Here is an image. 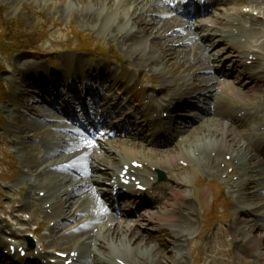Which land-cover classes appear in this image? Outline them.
I'll return each mask as SVG.
<instances>
[{"label":"bare ground","instance_id":"6f19581e","mask_svg":"<svg viewBox=\"0 0 264 264\" xmlns=\"http://www.w3.org/2000/svg\"><path fill=\"white\" fill-rule=\"evenodd\" d=\"M71 1H73V0H71ZM109 1H112L114 3L115 1L117 2L118 0H98L97 3H98V6L99 5L101 6V9H105V10H106V8H108V10L110 9L109 10L110 12L108 13V15L110 13H112V15H114V14L118 15V12H119L118 9L122 8V7L116 8L115 4L113 7L109 6V4H108ZM122 1L125 2L127 0H122ZM138 1L139 0H134V2L139 3ZM143 1H142V3H145V1L150 2V0H143ZM202 1L210 4L211 6L212 5H214V6L218 5L216 0H202ZM258 1H260V0H253L254 3H256ZM66 2H69V0H66ZM139 5H142V4L139 3ZM161 6H162V3L160 0H156L154 5L151 2L150 6H149L150 8L147 11H145V16H146L147 20H142V21H138V22H137V17H136L135 21H133L131 19L132 16L136 15L135 14L136 12L132 13L131 10L126 11L125 12V16H126L125 19L129 20V21H127V24L130 27L126 33H121V34L117 35V38L121 44L128 45V47L131 49L130 52L133 55L137 54V53H146V56H147V53L149 54L148 62L141 63L139 65V70H143L144 68H147V69H150V72L158 73L161 77V80H162L161 86L162 87L164 86L163 92H166L170 86H173V82L176 79H178L179 82L184 81L183 87H185L186 92H184V93L181 92L183 94H180V93L170 94L169 97L164 102V105H163L164 108H167L168 105L170 107V105L172 103H181V102L189 101L190 104L187 105V107L186 106L180 107L181 111L186 112L187 110L193 109L196 105L198 106V104L205 103L206 101L210 102L209 104H206L208 107L202 108L204 110L201 112L202 117L197 115V116H195L194 119H190V122H192L193 120H202L200 123L197 121L193 122V125L198 124V123L200 124V126H199L200 132L199 133L202 132L200 134V137L191 136V134L193 133L192 129L179 127L178 125H181V124L179 122H175V125H174L175 132L177 134H182V133L187 134L185 143H189L190 149L192 151V152L190 151L187 153L181 152V154H179L177 156V159L180 158L179 161H181V160H184L185 162L194 161L195 163L198 164L200 170L203 173L208 172V171L212 170V168L209 166L210 163L208 161L202 162L201 157L207 156V159L209 160L212 156V153L216 152L219 148H222L224 153L228 152L229 154L232 155L233 158H235L236 160H238L239 162H242V163L246 162L247 160H249V161L255 160V159L257 160V163L255 165H252L249 168V169H252V170H250V172H252V174H253V176L249 179V181H243L242 180L241 183H238L239 187L241 188V192L247 194L250 191H252V194H250L248 196L249 199L247 201L245 200L246 201L245 203H243L244 201L243 202L241 201L237 206V209H240L238 211L239 215L242 217H245L244 220L239 219V221L237 222V226L239 228L238 231L242 232V235L245 237V239H251L250 243L245 248L243 246H241L243 249L241 247H240L241 249H239L237 247V250L241 254L244 253L243 255H245V256L247 255V252L250 250V248L252 250H254L255 253L261 252L260 250H264L262 248L264 246L263 245L264 237L258 238L255 236L254 233L257 230L259 232H264V224H262V223L257 224L256 221L249 220V217L247 216V214H248L247 210L255 212L261 216H264V213H261V211H260V210H264V153L261 150H256L254 148L255 147L254 142L251 141L247 137L246 134L238 131L241 128L230 129V126L226 122L223 121V118L225 117V115L230 114L232 119L234 118V116L236 117L239 109H236V111H233L234 107L230 108L231 111H228L226 109H222L219 106L220 104H222V102H220L221 98H217L214 94H210L209 91H210L211 87H213L217 83L220 84L218 86V88L220 86L226 84V82H227L226 78L231 77V78H236V80L238 81L237 85H238V87H240V89L236 90L235 93L237 92V94H239L240 96H246V93L254 91L256 89L260 91V87L258 85H255L254 83L257 81L264 80V77L263 76L254 77L252 79V84L250 86L244 87L242 85V81H241V78L243 76L238 74V70H236V67H239L237 65L238 62L235 63V66L231 70V74H233V75L236 74L235 75L236 77L231 76L229 74H226V77H225L224 74H222L220 71L214 69V67L209 65V61L213 60V63H217L222 57H220V56L215 57V56L211 55L212 56L211 59L207 60L204 58H208L209 53H211V48H209V49L204 48L202 45H198L195 48V46L197 45V39H201V40L204 39V41L208 42V41H210V39H213V37L214 38L216 37L215 40H217L218 42H224L225 40L222 38V35H224V34H226V36L228 35L229 39H232L230 37V33H229V30L232 29L231 22L233 21L230 18V16H231L230 14L225 15V19H223L221 17H216L217 25L218 26L220 25L221 27H223V29L219 32L221 35V38H219L218 36H220V35H217V33H216V32H218L217 27H215L216 28L215 31L216 30L217 31L214 33L215 35H213V36L211 35L209 37L200 38L199 35L193 34V36H194L193 39H195V40L192 42V44H193L192 49H190L189 47H187L189 45V42L184 40L183 38L181 39L179 37V35H181L180 33L183 30H185L183 33H186V31H188V30L196 33L197 31L204 30V28L201 25H199L198 27H194L191 24L178 23L174 19H172V18L170 19V15H167V14H163V15L159 14V17H161V19H160L161 25H160V23L156 22L157 17H153L152 14H153V12H156L157 9H159ZM116 15H114V16H116ZM262 15H264V14H262ZM150 17H152V18H150ZM149 18H150V20H149ZM255 25H257V24H255ZM258 25H260V24H258ZM256 29L257 28H255L251 32L250 31L249 32L252 33ZM256 32H257V30L255 31V33ZM257 34H259V33L257 32ZM244 36H246V35H244ZM148 37H150L148 39L149 41H147ZM173 37L178 39V42L176 44H174V42L171 40V38H173ZM239 39H241V38H237L235 40L239 41ZM145 43H147V44L151 43V48L147 49V47H145ZM262 46L264 47L263 44L261 45V47ZM261 47H260V49H261ZM237 49L241 50V51L244 50V49H239V48H237ZM200 54H202V55L205 54V56H203L204 58L201 57ZM137 59H142V56L138 55ZM206 60H207V62H206L207 65L205 66L204 63ZM229 62L233 63L232 59H230ZM79 63H80V65H78L79 70L83 71L85 74L86 67L83 68L82 62H78V64ZM196 65H198V67H195ZM174 67H177V69H178L176 71L177 74L181 73V71H184L187 75H184L181 73L182 75L180 76V78L173 76L169 79L168 76L173 75L175 73ZM97 70L99 71V68H97ZM260 70H262V69H260ZM255 72L256 71L252 72V74L255 75ZM71 75L73 77H70L68 79L69 80L68 83H69V85L74 86L76 82L74 80V74L72 73V71H71ZM26 76L27 77L24 78V80H27L29 83L31 82L30 85H33L35 87V84L33 82L34 78L32 76H30L29 74H27ZM125 76L124 75L121 76V80L119 82V85H120V83H123L126 80ZM191 78L194 80L193 82H191V80H190ZM44 80L45 81L41 82V86L47 87V84L49 83L48 77L46 76L44 78ZM64 83H65V81H64ZM228 83H230V82H228ZM63 86H64V84H63ZM235 93H234V95H235ZM146 95L147 94H145V91H143L142 93H136V96L138 99H142ZM188 95H190V96L187 98ZM62 96L66 97V98H67V96H69V97H72L74 99V101H78V98L76 96H74V89H72V88H70L67 95H63L59 89V94L55 97V100L58 102V100H61ZM49 97L53 98V96H49ZM149 99H150L149 105L146 107H143V110L147 113L148 111H150L151 108H153V111L151 113H149L150 116L152 114L159 113L157 111L158 107H155V105H154L155 104L154 102L156 100L155 96H151ZM65 104L69 107L72 104V102L70 103V101L68 99H66ZM74 104L76 105L75 107L78 110L82 109L80 106L81 104H79V103H74ZM93 104H95L93 99H90L89 101H87L88 106H91ZM77 105H79V106H77ZM105 106L107 107V104H105ZM110 113H111L110 109L106 108V114L111 115ZM55 118L56 117L52 116L51 113H47L45 115V119L47 121L49 120V122L50 121L60 122V120L58 118H56V119ZM129 118L131 119L132 115H130ZM184 123L187 124V122H184ZM86 125H88V124H86ZM83 126H85V125H83ZM44 128L45 129L49 128L50 131H53L57 127L55 126V123L48 124V125L46 124V125L40 127L38 131H41ZM133 131H135V129ZM232 131H234V133H232ZM237 133H240L243 135L242 136L243 138L239 139L238 141L234 140L235 139L234 135ZM201 135L203 136L202 138H201ZM126 136L129 138H132V139H136L141 143L151 144L154 142V141L151 142L150 139L144 137V134L134 133L133 136H129L128 134H126ZM65 139H66V137L60 138L61 141L62 140L64 141ZM190 139H191V142H189ZM85 142H86L85 140L84 141H81V140L76 141V143H83V145L81 146L82 148L88 147V144ZM141 143L139 145H141ZM241 143H242V145H241ZM126 144H127L126 141H123L122 146H120L118 152L116 153V155L119 156L120 162H123L122 163L123 165H125V164H127L133 160H136L135 159L136 158V152L134 151V149H130L129 147H127ZM76 145H79V144H76ZM76 145H74L70 149H66V152L74 151ZM161 145H164V147H166V144H159V146H161ZM22 147H23V151H24L23 154L24 155L27 154L25 152V150H26V148H29V146L26 145L25 142H23ZM81 147H79L78 149H80ZM104 153H108V151L105 150ZM196 153L200 154L199 158L196 157ZM95 154H96L95 151L92 153L91 149H89V152L87 153V155L80 156V157L74 156V158H71V156H70L68 158V160L70 159L69 163L71 164L72 162H74L73 166L77 167V172L75 170H70L69 165L63 164V160L57 162L56 164L44 163L43 166H46L49 168L51 167L52 169H54L58 172H65V173H70L73 175L71 179H68L67 177H60V176L55 177L53 180L45 179V176H47L50 173V169H49L42 178L43 183L40 184L37 181L38 184L41 185V188H42V189H39V191L40 192L44 191L43 189H45V191H47V197H46V201L44 202V204H48L51 201L59 202L62 199L77 201L76 204H79L78 200L83 199L82 208H85L86 211L88 209L93 210V211L88 210L91 213L88 216L93 215V214H99L101 211H104V210H109L111 205L110 204L107 205L105 203L100 202V201L104 200V196L99 191H97L96 188H94V185H96V182L91 177L89 179L84 180V181L83 180L78 181L79 176L89 177V175H90V172H89L90 167L88 164L89 160L92 162L93 166H95V165L98 166V170L102 167H106L108 170L111 169V165L109 163L110 160H108L105 165H102V162H104L105 160L100 161L99 158L94 157ZM26 158H28V157H26ZM49 158H50V154H49ZM147 158H149V157H147ZM147 158L144 157L143 162L148 163V165L150 167L157 168V170L167 168L168 165L169 164L172 165L174 160H175V157H174V158H172L173 159L172 163L168 162L166 160L159 161V162H153V160L149 158L151 160V162H149L147 160ZM71 159H72V161H71ZM28 160L30 163L29 158H28ZM79 163H82V164L85 163V165L83 167H79L78 166ZM27 167H29V166H27ZM27 167H25V168H27ZM32 170L33 169L31 168L30 172ZM114 170L118 171V167L114 168ZM90 171H91V168H90ZM212 173H217V172L216 171L211 172V174ZM33 177H34V173H31V174L29 173L27 181L32 180ZM74 177H75V180L73 179ZM85 185H88V186H85ZM170 189H171L170 198L175 199L174 197H176L175 200H178L177 206L174 208L178 209L180 207V205H183V206H185L184 210L192 211L191 200L188 199L185 195L181 194L180 190H177V193H176L172 187ZM165 200L168 201V199H165ZM87 203H91L92 206L86 207ZM59 207H60V205L58 204L55 206V209L57 208V211H59ZM258 209H260V210H258ZM95 211H98V212H95ZM75 214L70 215V218H72ZM111 214H110V212L106 213V215L109 216L108 221H107L108 233L111 231V228L113 226H115L116 228L118 227V225L116 224L117 219ZM192 215L193 214L191 213L190 216L183 217V227H185L184 225H186V224H188L192 227V224H193V220L191 218ZM142 217L144 218V216H142ZM99 218H101V215H99ZM148 218L147 217L144 218L143 221L148 220ZM176 218H178V217L173 216L170 213H167L164 216V218L163 217L155 218V216H153L152 220L153 219L158 220L159 222H162L165 220L164 223H169V224H167V226L173 227L174 225H171V223H172L171 221L176 219ZM98 221H100V220H98ZM261 221L264 223V220H261ZM108 224H111V225L108 226ZM118 231L119 230H117L115 232V234ZM85 232H91V230L89 231V228H86ZM139 233H140V231H139ZM139 233L136 232L134 234L135 239H137V237H138V240H136L137 244H139L141 242L143 243L145 241L149 242L148 238L146 236H144V234L142 232L140 233L141 236L139 235ZM100 237L104 238V239H102L99 242L98 238H96V239H94V243L98 249H100L104 252L105 257L103 259H101L99 257H95L93 260H89V259L85 260L84 259V261H85L84 264H88V263L115 264L114 258H121V257L130 258L129 256L135 257V255H136L135 252L138 251V249L132 251L131 247H129V245H128L129 242H131L129 240L127 241L128 244L125 242L121 246H117L113 243L118 238L126 239V235L123 232L119 233L118 236H114L112 239V242H110V240L106 241L105 235H101ZM99 240H100V238H99ZM84 247H81L83 252H85L84 256H88L90 258V254L89 255L86 254V251H84ZM123 247L125 248L126 251L123 250ZM143 249L144 248L141 246L140 250L142 251V254L138 253L139 251L137 252L139 258H147L145 255H147L148 253L149 254L153 253V255L155 257H159L158 256L159 253L157 251H155V250L144 251ZM178 251L180 252L182 250L178 249ZM165 257H166L165 255H161V259L158 258L157 263L162 264V261H164L162 259H166ZM263 257H264V253H263V255H260V259L262 261L264 260ZM248 258H250V257H248Z\"/></svg>","mask_w":264,"mask_h":264},{"label":"rangeland","instance_id":"374dc122","mask_svg":"<svg viewBox=\"0 0 264 264\" xmlns=\"http://www.w3.org/2000/svg\"><path fill=\"white\" fill-rule=\"evenodd\" d=\"M97 1L98 0H73V1L69 0V2H66V0H0V8H4L7 11L6 19H9V21H14L13 19H16L14 29L18 30L17 33L26 34V35L30 34L29 36L31 37H29V40H28L29 42L27 45H30L31 46L30 48L33 49L28 52L19 53L14 60H11L10 58H7V57L0 58V65L4 69L0 75L1 85H5L4 88L5 87L9 88L7 90H10L12 94L15 95V93L19 92L18 91L19 86L16 83L17 81L16 79H19L20 77L19 75L22 76V73L24 71L23 70L24 64H28L29 67H33L32 72L36 71L35 66H39V67L42 66L44 67V70L47 71V66H48V63L46 62L47 57H49L50 60L56 64L58 62L57 55L60 54L62 55V58L65 61V64L62 65L61 63L59 64L58 62V65L56 64L54 68V71L58 72V76L53 77L54 83L58 86L60 79L64 78V72H65V69L67 68V64H69L74 59H81L83 61V64L86 65L88 64V57L89 56L92 57L91 54L89 56L80 54L81 53L80 39L76 36L77 34H80V33L81 34L83 33L85 37H87L88 39L92 41L91 43L93 44H95L97 41H100L99 43L101 44H105L106 49H108L107 52H109L112 48H115L116 51L120 54L118 57L121 58L122 61L117 57V60L119 61H117L116 63L103 64V66L105 65L106 67H109L111 69V74L118 73L119 67L121 64L123 70H125L126 72H129L131 76H134L133 72H135L136 69L134 70L133 68L137 67L136 61L140 62L142 61V59L145 58L146 61H144V63L148 62L149 54L147 53V56H146V53H137L133 55L130 52L131 49L128 47V45H125L128 47V49L125 50L117 42V39H114V36L117 38V35H119L117 33H123L126 31L125 29H123L126 26V20L119 21L120 16H118L116 17L115 20L111 21L113 15L111 16L110 15L111 13H110L109 14L110 16H109L108 13L110 11H108V8H106V10L101 9V6L100 5L98 6ZM128 1L134 2V0H128ZM142 1L139 0L138 2L141 3L142 5L144 4L145 7H148L149 9L151 1L150 2L145 1V3H142ZM152 1L154 2L153 3L154 5L156 0H152ZM125 2L122 0H118L117 2L115 1L114 3L112 1H109V3L108 2L107 3L109 4V6H112V7L115 4L116 8L118 6L117 4L119 3L123 4L124 8L121 9L122 11L120 10L118 12V15L121 14V17L123 18L122 12L124 11L125 7L126 9L128 8L131 10L135 9V4L131 2H127L125 5ZM255 4L259 5L260 2H256ZM123 5L120 7H123ZM142 5H139V6H142ZM141 9L142 11H138L137 13L138 15H143L145 13V8H141ZM257 21L258 20L256 19H252V24L254 27L256 26L255 28L261 25V24L258 25L259 23ZM255 24H257L258 26ZM256 30L252 32V34L255 37L259 35L257 34L258 30L255 33ZM149 38L150 37L147 38V41H149L148 40ZM189 46L190 45H188L187 47ZM262 48L263 46L261 47V49ZM190 49H192V47ZM211 53H209L208 58L203 57L205 56V54L204 55L200 54V55L204 59L209 60L212 57ZM138 55H141L142 59H137ZM207 60L204 63L205 66L207 65L206 63ZM92 61L95 64H97V61H100V59L96 58V61H94L93 59ZM101 62H104V61H101ZM28 65L27 66L25 65L26 74L24 78L27 77L26 76L27 74H30V68L28 67ZM174 68L176 69V71L178 70L177 67H174ZM144 69H147V68H144ZM153 73H150L148 70L146 72H141V75H140L141 82L138 84L140 85L139 86L140 88L142 87V89H144L145 87H148L147 89L150 91L149 92L150 94H156V92L160 89L158 83L160 82L161 77L159 80L157 77H155L156 75ZM110 80H112L113 83H115V76L114 75L113 77L111 76ZM161 83H162V80H161ZM135 89L137 90V87H135ZM6 91H3L0 88V98H1L0 100L2 101V104L0 105L1 107L0 111H2V114H0V119H1L0 121V160L1 161L3 158L5 159L8 158L5 156V154L7 155L8 153L12 152L13 146H14V145H11L12 139H17V135L11 132L18 131V130H24L26 132L24 134V138L30 137L32 134V132L30 131L34 127V123L41 122V118L39 117H43L47 109L45 105L43 106L42 100H41L42 94L39 95L37 89H32V88L26 89L25 94H23V98L21 97L20 100H16L13 97L11 98L10 93L6 94ZM33 91L34 92L36 91L37 93L33 94ZM235 95L240 96L239 94H237V92L235 93ZM159 97L161 98L162 96L159 95ZM240 97H244V96H240ZM233 98L235 99L236 102H240V103L242 102L247 103L248 101L247 98H243V99L239 98L237 100L236 98L238 97H233ZM49 99L51 98L49 97ZM252 99H254V97ZM65 100H66V97L62 96L61 100H58V103H60L61 101L65 103ZM228 103L229 105H231L232 101L228 100ZM219 106L222 109L231 111L230 107H224L222 106V104H220ZM7 109H9L10 112L15 115L13 116L14 119H10L6 115ZM44 119H45V116H44ZM86 122H89V121H86ZM53 123H50L49 120L46 122L47 125L53 124ZM86 124L87 123H85L84 125L87 126ZM35 125L36 126L34 127V130H39L40 127L44 126L43 124H39V125L35 124ZM178 126L181 127L180 125ZM186 135L187 134H185V136ZM194 137H200V135H196ZM202 137L203 136L201 135V138ZM191 139L189 140V142H191ZM32 146H36V144L33 143ZM28 149L29 148H26L25 152L27 154L24 155L27 163H29L28 158L30 159L29 153L31 156L33 157L35 156L34 151L29 152ZM33 149L35 150V147ZM176 150L174 152L179 153V150L177 151ZM147 160L151 162L149 158H147ZM163 160H166L172 163L173 159L169 157H165V158H162L161 160L160 159L153 160V162H159ZM175 166H177L176 163L172 166V168H174ZM193 174H194L193 170L184 171L182 174L176 177V179H179L177 180L178 183L189 184L190 186L189 189H185V188H182V186L176 185L175 181H174V184L171 183L170 185H174L175 189H180L181 194L183 192L184 194L190 197V192L195 182L203 183L202 178H205L204 176L197 177L196 174L195 176H193ZM22 175L23 174L19 172V175L16 176V179H20ZM204 186L205 187L201 188L199 191L195 189V192L197 194L203 195V200L205 201V204H204V208L197 207L196 209L194 220L196 221L197 224L195 225L196 229L192 237L198 234L200 235L201 222L198 220V215L200 213L202 214L203 211H205L206 216L208 215V218L206 220L205 219L203 220L205 228L203 229L202 234L199 236V238L194 241L188 240L185 243L184 245L186 246V250H184L185 255L184 257H182L184 264H190V263L193 264V262L195 264L196 262H199L200 264H262L261 261L257 263L253 261V263H251V259L248 257H250L252 253L251 254L249 253L248 256L246 255L247 256L246 258H243L237 255L235 251L234 253L232 252V254L230 255L217 252L216 249L218 245L220 247L230 246L227 241V237L232 236L229 229L232 226V221H235V219L237 218L234 213L236 206L230 204L231 202L227 201L226 199H223V200L219 199L222 189L220 188V185L218 183H214L210 186H207V185H204ZM174 191L177 193L176 190ZM174 198L176 199V197ZM242 198L244 202L248 200V198L243 195H242ZM0 205L2 206L0 207V214L2 212L7 214L8 213L7 207L9 206V204L5 202L4 200H2L0 202ZM193 205L194 207H196L195 201H193ZM91 206H92L91 203H87L86 205V207H91ZM171 208L172 207H170V209ZM212 212H214V214ZM184 226L186 230L185 232H189V230L191 231L192 227L190 225L186 224ZM158 227H161V226L158 225ZM257 232L259 231L257 230L254 234H256ZM165 234L167 235L166 239L163 234H159V235L154 236V239H155L154 241L149 240V242L145 241L143 243L142 242L139 243L140 247L142 246L143 248H147V249L149 246L148 244L151 243V246L154 247L159 253L158 256H160L161 254L160 252L161 244L168 243L166 244L167 248H164L163 255L165 256L167 255L168 257L170 256L171 257L169 259L167 257H165L166 259H162L164 260V261L161 260L162 264L168 263V261L173 263L177 261V259L180 258L178 253L171 252V248L173 246L169 248L170 244L173 242L172 236L170 234L168 235L167 231ZM161 239L162 241H160ZM263 245H264V242H263ZM238 248L241 249L242 247L241 248L238 247ZM262 248L264 249V246ZM233 249H235V247ZM260 251L261 253L262 252L264 253V250H260ZM137 252L138 251H136L135 253ZM238 253L241 254L239 251ZM159 259H161V257H159Z\"/></svg>","mask_w":264,"mask_h":264}]
</instances>
